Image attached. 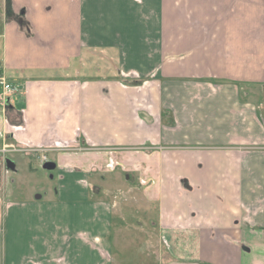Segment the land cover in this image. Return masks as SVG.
I'll return each instance as SVG.
<instances>
[{
  "label": "crops",
  "instance_id": "0c3cea01",
  "mask_svg": "<svg viewBox=\"0 0 264 264\" xmlns=\"http://www.w3.org/2000/svg\"><path fill=\"white\" fill-rule=\"evenodd\" d=\"M0 59L22 100L0 102V264H138L119 257L114 207L90 183L98 160L54 152V195L6 197L7 154L59 139L157 143L141 154L142 264H264V0H0ZM107 63L158 80L142 140L138 118L118 121Z\"/></svg>",
  "mask_w": 264,
  "mask_h": 264
},
{
  "label": "rangeland",
  "instance_id": "374dc122",
  "mask_svg": "<svg viewBox=\"0 0 264 264\" xmlns=\"http://www.w3.org/2000/svg\"><path fill=\"white\" fill-rule=\"evenodd\" d=\"M140 2L141 0H138V3ZM106 66L108 67L102 68L101 75L109 76L113 81L117 82L118 93L124 92V96H117L118 121L121 122V119L126 116L135 121H137L136 118H138L140 129L135 130V139L142 140V135H144L146 130L151 128L149 127V129H147L148 125L150 126L156 123L155 121L158 119V80L154 78V73H150L148 76H141L123 69H118V72H115L114 66H110L109 63H107ZM93 69L92 66H89L85 71H82L83 78L90 82L97 80V78L94 77ZM71 75L75 76L72 73ZM8 77L13 81V83H10L15 86V94L19 95L18 98H20V85L17 84L18 81L16 82V79H12L15 75L9 72ZM193 77L196 76L194 75ZM205 78L207 79V77ZM152 81H155V83ZM206 81L216 84L211 78ZM22 86L24 87V85ZM109 86L108 84L105 89H103L105 92H103L104 95L101 99V104L107 107H109V104H111L110 101H112L109 100L108 97V93L111 91ZM111 97L113 96L111 95ZM18 98L14 103L19 106L22 105V100ZM143 127L146 129L145 132L141 130ZM149 137L153 142L157 141V137L152 135H149ZM5 139L7 140V137H5ZM154 139H156V141ZM80 140L82 142V139ZM56 142L63 144L60 139L55 141V144L52 142L53 146L50 149L54 151H46L47 153H44L46 162L55 160L54 152L61 153L65 157L77 156V154L83 153V157L86 159L89 158L91 161L98 160L97 163L94 162L95 164H91L92 167L89 169V179H91L90 183H92V186L94 185L93 189H96V191L98 190V196H100L104 202H108L114 207V213L119 222L118 224L124 226L123 228L119 226L118 230L119 257L124 259L126 256H129L130 261H135L138 264H142L141 261L143 259L152 262V260H150L151 258H149L151 256H145V249L139 245L143 237H139L141 231L136 226L137 222H140L142 215L140 212L142 209L141 207L148 203L142 194V190L146 188V186H142V184L146 183L148 180L146 181L142 178H145V176L142 174L144 172V164L142 163L141 154L143 151L150 154L158 150L156 148H151L155 147L157 143L149 145L145 142L128 146L120 143L116 145L117 148L115 149H104V144H102L103 147L101 148L99 146L94 147L87 144L77 146V144H74L75 142H70L61 146L60 144H56ZM14 147L15 149L22 150L18 146ZM40 148L49 149L41 146ZM7 155L16 162V170L7 174L4 183L6 197L9 200L22 201L28 197L34 198L36 195H54L58 176L57 170H47L42 167L43 163L41 162V154L39 151L37 154L32 153L31 155H25L20 152H9ZM145 167L147 172L152 170L151 165H146ZM74 168L77 167L74 166ZM152 182L151 180L147 183L151 188L153 187V185H151ZM127 224H129V227L126 226ZM132 225L135 226V228H132ZM151 235L152 240L154 239L152 238L154 235Z\"/></svg>",
  "mask_w": 264,
  "mask_h": 264
},
{
  "label": "built area",
  "instance_id": "2783aa9c",
  "mask_svg": "<svg viewBox=\"0 0 264 264\" xmlns=\"http://www.w3.org/2000/svg\"><path fill=\"white\" fill-rule=\"evenodd\" d=\"M15 92H16V88L8 80L7 75L5 73V68H4V66H3V64L1 62V59H0V102L2 104H4L5 101H6V99H8V97H10L11 95H13ZM19 150L18 149H15V147H13V146H8L6 144L3 145V147L1 148V151L2 152H6V151H19ZM32 150L39 151V152L41 151L40 152L41 153L40 159L42 161L45 160L44 153L48 149H43V148H40V147H34Z\"/></svg>",
  "mask_w": 264,
  "mask_h": 264
},
{
  "label": "water",
  "instance_id": "95a60500",
  "mask_svg": "<svg viewBox=\"0 0 264 264\" xmlns=\"http://www.w3.org/2000/svg\"><path fill=\"white\" fill-rule=\"evenodd\" d=\"M7 165H8V167H10V168L13 167V164H12L11 161H9V160H7ZM54 166H55L54 163H51V162H45V163L43 164V167H44L45 169H48V170L53 169Z\"/></svg>",
  "mask_w": 264,
  "mask_h": 264
}]
</instances>
